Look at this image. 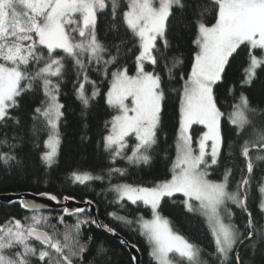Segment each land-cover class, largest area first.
<instances>
[{
    "label": "snow or ice",
    "instance_id": "1",
    "mask_svg": "<svg viewBox=\"0 0 264 264\" xmlns=\"http://www.w3.org/2000/svg\"><path fill=\"white\" fill-rule=\"evenodd\" d=\"M211 3L214 23L209 25L204 17L211 10L197 0H124L123 7L121 0H0V125L7 127L8 121L20 124L12 110L19 107V98L24 93L38 86L45 100L34 109L32 131L34 135L39 131L37 122H42L47 130L45 151L40 159L48 168L57 163L61 143L59 129L64 104L60 102V85L67 72L66 61L71 62L75 74L73 91L85 110L82 115L100 95V86L90 78L89 71L104 78L111 75L105 101L115 114L105 121L107 134L103 137L110 160L113 163L125 160L130 166L151 165L152 154L158 147V133H162L166 102L158 68L166 70L171 82L175 69L183 64L182 54L166 55L171 46L169 19H175L174 8L182 16L190 13L194 17L185 24L186 28L191 25L194 34L191 71L187 79L180 74L179 89L170 90L179 92L170 179L111 184V177L127 175V168L107 170L108 191L115 193L110 203L118 209L126 202L137 207L143 205L151 211L152 218L148 220L141 215L131 219L118 211L108 212L107 216L125 227L137 225L150 245L149 255L157 264H173L170 254L178 255L187 264H207L202 259L205 250L175 233L160 214L162 202L177 193L183 194L181 203L187 212L205 218L214 244V251L207 255L214 258L215 264H245L240 248L255 251L257 244L264 241V225L258 226L248 203L254 169L264 162V128L254 129L239 145L233 142L226 146L221 123L226 119L239 138L253 123L250 115L264 114V108L253 106L243 91L237 96L233 86L229 93L235 103L225 113L217 106L214 92L224 78L230 58L239 55L238 50L246 51L248 59L241 87H250L257 78V69L264 66V0H211ZM102 17L110 20L105 37L108 31L114 32L119 43L108 44L99 38L97 25ZM121 27L130 34L128 39L121 37ZM255 50H259V56ZM129 53L134 55L132 75L127 64L120 63ZM110 66H115L111 73ZM194 125H202L203 129ZM130 138L135 142L128 155ZM0 145L9 148L8 152H0V162L5 167L18 165L20 161L12 151L16 145L7 136L0 140ZM234 148H238L243 158V167L235 165ZM218 168H223L222 178L209 179ZM68 179L73 185L86 186L103 181L105 175L74 170ZM258 192L261 197L258 210L264 213V180L259 182ZM14 195L17 198L7 203L18 204L32 215L22 219L11 217L0 224V264H110V249L103 243L96 246L90 260H85L93 243L91 235L83 237L87 226L113 235L122 247L136 248L116 228L91 214L94 201L90 199L83 201L84 207H69L68 203L76 200L74 196L35 194L61 205V214L54 218L63 227L60 232L57 224L50 223L53 217L43 214L48 205L26 198L27 194ZM238 213L246 217L243 223L235 222ZM66 216L73 217L75 222L67 223ZM132 259L135 261L136 257Z\"/></svg>",
    "mask_w": 264,
    "mask_h": 264
},
{
    "label": "trees",
    "instance_id": "2",
    "mask_svg": "<svg viewBox=\"0 0 264 264\" xmlns=\"http://www.w3.org/2000/svg\"><path fill=\"white\" fill-rule=\"evenodd\" d=\"M198 3L206 5L211 11L204 17V22L207 24L214 23V6L211 0H197ZM124 0H121L123 7ZM175 19H169L170 48L166 55L172 57L174 55L183 56V64L175 69V79L168 82L166 70L162 67L158 68L163 77L165 86L166 102L165 113L162 119V133H158V147L155 148L151 165H129L125 160L118 159L115 163L110 160V153L104 149L103 137L107 134L105 129V121L111 119L115 114L105 101V93L110 85L111 75L107 78L102 77L99 73L90 70L89 76L96 80L100 86V95L91 103V106L86 110V114L82 115V105L73 91V82L75 74L71 67V62L66 61L67 72L64 76V82L61 83L60 102L64 104V117L60 125L61 143L59 147L57 163L48 168L40 159L41 154L45 151L44 141L47 139V130L44 129L42 122H37L39 131L36 135L33 134V115L34 109L41 107V102L45 100L44 93L37 86L33 91L24 93L19 98V107L12 110V115L20 119V124L14 125L8 121L7 127L0 125V140L5 136L9 138L10 143L16 145L12 151L16 155L20 163H13L9 167H5L0 162V196L11 194H37L39 192H50L58 197L70 195L76 198V201L83 203L84 200L90 199L94 201L96 209H99L97 216L104 224L117 229V231L131 244L139 249L141 255V264H157L149 255L150 245L145 238L140 235L139 227L133 224L130 228L125 227L120 222H114L107 216L108 212L118 211L119 215L128 216L135 219L138 216H143L150 220L152 213L143 205L139 207L126 202L123 208H119L115 204L110 203L115 199V193L108 191L110 183L107 178V170L109 168H127V175L111 177V184L119 183H134L148 182L155 180L170 179L171 162L175 158V130L178 127V110H179V92H172L171 89H179L182 81L180 74H184L187 79L191 71V57L194 53L195 46L191 43L194 39V34L189 24H185L193 20L194 17L190 13H185L183 16L175 8ZM119 21V13L117 17ZM110 20L100 18L98 20V36L105 43H119V39L115 38V33L108 31L105 37L104 32L107 31ZM121 37L128 39L129 35L124 28H120ZM158 47L160 42H157ZM132 44L129 42L128 47ZM163 50V49H162ZM239 55L230 58L229 65L226 68L224 78L218 82L214 88L217 96V106L222 112L228 113L232 110L231 105L235 103L229 89L235 86L236 95L241 91L245 92L252 102L253 106L264 108V66L257 69V78L253 81L250 87H241L240 81L244 78V69L248 66L246 51L238 50ZM135 52V49H133ZM259 56V50H255ZM114 54V53H113ZM107 58V57H105ZM134 55L129 53L121 58V64H127L129 74H134ZM115 66H110L109 73L114 70ZM148 66L146 65V68ZM151 70V68H148ZM90 93V87L86 85ZM252 125L245 128L241 137L235 134L234 126L230 125L226 119H222V128L225 135L226 146L228 143L239 145L243 139L249 138L254 129L264 128V114L251 116ZM196 129L203 127L195 126ZM15 137V139H12ZM129 151L131 155V146L134 144V139L128 140ZM9 148L0 145V152H8ZM235 157V165L243 167V158L239 156L238 148L233 149ZM226 155V147H225ZM74 170L91 171L94 175H105L103 181H95L86 186L73 185L68 177ZM223 168L215 169L214 173L209 176L211 180H220ZM238 176V173H234ZM264 180V162H260L253 173V186L250 192L249 208L253 213L258 226L264 225V213L258 210L260 202V193L258 192V184ZM184 199L182 194H176L173 198H166L162 202L160 214L169 221L172 230L188 239L190 242L200 245L205 252L202 253V259L207 261V264H215L214 258L207 255L214 251V244L211 238L210 231L207 227L205 218L198 213H189L181 203ZM233 211L237 210L233 207ZM44 215L53 217L51 224H57L55 217L61 214L60 211L43 212ZM31 213L22 209L18 204L6 205L0 203V224H3L11 217L22 219L25 216H30ZM246 220L243 214L238 213L236 223L240 224ZM65 221L69 224L74 223L73 217H65ZM60 232H63V227L57 224ZM49 230V229H45ZM89 235L93 237L91 251L86 254L85 260H90L95 254V248L98 244L103 243L105 247L110 249V264H136L132 257L134 256L128 248L122 247L118 239L113 235L106 233L104 230L95 226H87L83 229V237L86 239ZM38 244V242H36ZM242 261L245 264H264V241L257 244L255 251L252 249L240 248ZM174 264H187L178 255H172Z\"/></svg>",
    "mask_w": 264,
    "mask_h": 264
},
{
    "label": "water",
    "instance_id": "3",
    "mask_svg": "<svg viewBox=\"0 0 264 264\" xmlns=\"http://www.w3.org/2000/svg\"><path fill=\"white\" fill-rule=\"evenodd\" d=\"M26 194H27L26 198L35 199V200H37L40 203H44V204L48 205V208L43 210L44 212L60 211L61 205L56 204V202L47 200L46 198L40 197L39 195H34V194H30V193H26ZM16 198H17V196L14 195V194L2 195V196H0V203L1 204H6V205H12V204H8L7 201L9 199L15 200ZM77 202L78 201H76V200L75 201H70L68 203V206L69 207H76V206L84 207L85 206L84 203H81V202L77 203ZM27 212L31 213L30 211H27ZM91 214L93 216H97V211H96L95 205L93 206V210H92ZM128 249L136 257L135 263L136 264H141V255H140L139 251L136 250L137 248H128Z\"/></svg>",
    "mask_w": 264,
    "mask_h": 264
},
{
    "label": "rangeland",
    "instance_id": "4",
    "mask_svg": "<svg viewBox=\"0 0 264 264\" xmlns=\"http://www.w3.org/2000/svg\"><path fill=\"white\" fill-rule=\"evenodd\" d=\"M202 126V125H201ZM203 127V126H202ZM128 144L130 145V143H129V141H128ZM177 194H181V193H177ZM183 195V194H182ZM44 212V211H43ZM32 214V213H31ZM170 226V225H169ZM172 255L173 254H170V259H172ZM173 260V259H172ZM173 264H174V262H173Z\"/></svg>",
    "mask_w": 264,
    "mask_h": 264
}]
</instances>
